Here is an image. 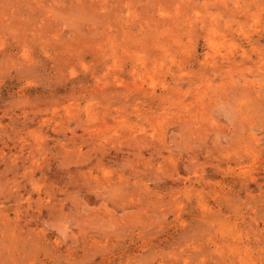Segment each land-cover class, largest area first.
Listing matches in <instances>:
<instances>
[{"label":"rangeland","instance_id":"374dc122","mask_svg":"<svg viewBox=\"0 0 264 264\" xmlns=\"http://www.w3.org/2000/svg\"><path fill=\"white\" fill-rule=\"evenodd\" d=\"M0 264H264V0H0Z\"/></svg>","mask_w":264,"mask_h":264}]
</instances>
